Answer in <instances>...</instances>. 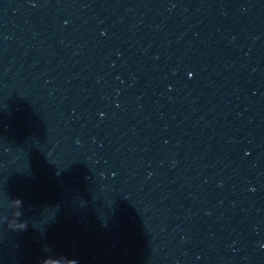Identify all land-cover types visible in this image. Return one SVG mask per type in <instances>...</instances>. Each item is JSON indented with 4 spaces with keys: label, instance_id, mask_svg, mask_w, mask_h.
I'll use <instances>...</instances> for the list:
<instances>
[{
    "label": "water",
    "instance_id": "obj_1",
    "mask_svg": "<svg viewBox=\"0 0 264 264\" xmlns=\"http://www.w3.org/2000/svg\"><path fill=\"white\" fill-rule=\"evenodd\" d=\"M0 264H264V0H0Z\"/></svg>",
    "mask_w": 264,
    "mask_h": 264
}]
</instances>
